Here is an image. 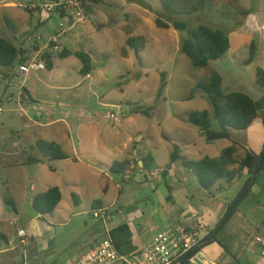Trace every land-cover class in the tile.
<instances>
[{
    "label": "rangeland",
    "instance_id": "1",
    "mask_svg": "<svg viewBox=\"0 0 264 264\" xmlns=\"http://www.w3.org/2000/svg\"><path fill=\"white\" fill-rule=\"evenodd\" d=\"M48 1L53 0H0V35L16 38V42H22L28 48L40 36L42 39L38 41L44 45L58 25L59 17L54 16L37 26L38 18L24 6L31 2ZM84 4V18L67 29L62 41L68 48L90 53L93 62L92 77L83 84L74 86L84 76L78 74L76 67L80 62L73 56L69 60H57L58 66L50 82H67L72 87L69 91L76 97L69 99L68 104L71 106L83 104L84 101L79 98L81 94L91 96L92 100H95L93 94H103L107 102L118 104L115 110L123 108L131 111L132 114L129 113L131 115L122 123H108L109 127L113 125L122 133L126 132L127 128L140 129L135 134L142 149L147 145L153 151L154 162L150 169H142L143 171L136 175L138 182H129L123 179V173H114L119 184L118 192L121 188L127 191V188L137 185L141 188L145 185L158 186L157 191H167L166 183L169 186H177L178 182L164 176L162 172L151 175L154 166L162 168L169 162L168 149L166 144L161 142V138L167 136L169 144L175 143L182 148L186 142L192 145L194 129L197 127L185 122L182 116L203 109L211 112V128H219L217 120L212 116V106L206 93L197 87L199 81L207 80L216 72L223 78V93L243 90L256 100L264 95V89L254 85L256 68L264 69V0H86ZM168 4L171 6L166 7ZM157 16L164 20L171 18L185 21L192 29L200 23L219 26L230 31V48L222 57L211 60L207 66L195 67L191 59L180 50L183 34L173 26L158 27L155 23ZM130 35L145 37V47L140 52V65L136 63L133 48L126 43ZM252 41L255 43V57L249 61L247 58ZM72 61H77V64ZM102 67H105V71L101 78L97 70ZM162 72L166 74L164 80L167 85L162 95L158 96ZM45 73H40L42 78ZM24 77V73L15 74L10 68L0 66V106H3L0 110V151L5 152L0 156L1 162H10L11 158L24 161V156L34 154L36 138L44 136L42 131L46 129L33 123L32 118H26L25 109L22 107L23 100H17ZM122 138L123 136L120 137V142H123ZM200 140L201 136L198 142ZM24 144H28L27 148L21 149ZM190 150L192 152L187 154V157L194 160V145ZM62 160H50L52 165L55 163L59 168L60 172L57 173L49 170V164L28 163V169L33 167V164L36 169L28 171L26 183L19 172L22 170L15 168V165L4 167L0 164V213L4 210L12 211L11 204L6 200L12 199L25 206L26 193L42 192L55 185L62 188V205L67 206L72 202L71 192L62 178L61 171L65 167ZM73 165L71 164V167H75ZM76 167L78 169L80 166ZM23 170L26 171L25 168ZM5 177L7 182L4 181ZM90 177L97 181L93 182L90 178L81 181L77 183L74 192L84 207L88 202V193L85 191L92 190L103 206H108L113 213L109 226L116 227L127 223L137 228L138 223H146L154 228L170 224L174 219L172 212L180 209L186 212L193 208L191 196H194V183L188 182L183 190L174 195L136 193V199L140 202L145 199L149 201L148 206L144 208L138 203L131 204L125 212L118 213L115 211L117 204L113 205L115 200L118 198L124 205L128 204L131 202V195L135 193H116L115 190L111 193L106 188V181L100 183L98 175ZM31 184L35 185V191L30 190ZM144 194H147L148 198H143ZM84 208L86 210L88 207ZM138 209L142 214L139 211L134 212ZM83 217L99 221L92 217L91 211L90 214L85 212ZM74 219L79 223L78 216Z\"/></svg>",
    "mask_w": 264,
    "mask_h": 264
},
{
    "label": "crops",
    "instance_id": "2",
    "mask_svg": "<svg viewBox=\"0 0 264 264\" xmlns=\"http://www.w3.org/2000/svg\"><path fill=\"white\" fill-rule=\"evenodd\" d=\"M51 36L52 34L49 35L47 42ZM62 36L55 41V44L67 47L62 41ZM35 44H37L38 49H33L26 57L33 55L40 57L44 51H49L52 53L53 66L51 69L42 70L46 72L44 78L40 75L42 71L25 74L19 88V90L25 91L22 103L24 106L22 107L25 109L26 118H32V122L40 128H46L42 131L44 136H37L36 141L40 138L53 140L68 155L66 159L62 160L65 162L62 163L65 167L61 173L71 192L72 202L63 206L64 194L61 192L62 198L51 214L41 215L37 213L36 216H29L27 205L32 206V197L35 193H26L27 205L25 206L19 205L12 199L6 200L7 203H14L16 210L11 204L12 211L4 210L3 213H0V234L2 235L0 237V264H68L70 261L80 258L105 238L107 231L110 232L114 228V226H109L112 219L104 223L99 222L100 220H88L83 217L85 212L90 214L92 209L103 206L99 198L94 196L92 190L85 191L88 193V202L84 206L88 208L85 210L74 192L77 183L81 181L88 180V178L93 182L97 181L90 177L96 175L100 177V183L107 182L106 188L111 193L114 190L116 193H135L131 195V202L128 204L124 205L118 198L113 203V205L117 204L115 211L120 210L122 213L131 207V204L138 203L141 207L148 206L149 201L145 199L140 202L136 199V193H170V195L173 193L174 195V193L183 190L186 183H194V196H191L193 208L189 211L186 210V212L181 209L172 212L174 219L170 224H162L154 228L146 223L144 225L138 223L137 228L129 225L132 233L130 245L136 247L129 254L141 251L152 241L157 232L172 225L181 224L197 229L201 235V241L212 231H215L226 215L231 201L236 200L243 190L248 174L242 171L236 174L232 180L221 179L210 193L200 186L195 174L184 166L182 158L190 159L187 154H191L190 148L193 145L194 160L204 156H218L223 148L235 145V163L229 169H237L238 162L245 155L247 149L259 152L264 148V108L248 128L243 130L228 128L230 136L228 138L207 141L201 135L198 127L194 129V143L191 145L190 142H186L183 148L179 146L182 158H176L173 161L169 158L166 166L161 168L162 172L167 170L166 177L178 182L177 186H170L171 191L168 190L169 185L166 183L167 191L162 192L157 191L158 186L149 185H145L143 188L140 185L133 188L129 187L127 191L121 188L118 192L119 184L114 173L111 172L112 164L115 161H127L128 163L122 172L123 179H127L129 182H138L136 175L143 171L141 165L143 159H148V155H151L154 162L153 151L147 145L142 149V145L135 134L140 129L127 128L126 132L122 133L113 125L109 127L108 123L113 122L109 120L107 113L115 110L118 104L107 102L103 94H93L95 100H92L91 96L81 94L79 98L84 101L83 104L69 105V99L76 97L69 91L72 87L67 82L59 81L57 84H52L50 81L53 80V75L58 66L57 60H69L74 55L61 58L56 56L57 50L45 48L40 42ZM69 49L78 50L76 48ZM75 58V60H79L76 56ZM79 62L80 64L76 67L78 74H80L82 66L80 60ZM72 63L77 64V61H72ZM17 67L18 64L10 71L13 70L15 74L20 73ZM97 71L102 78L105 67ZM91 77L92 72L76 82L74 86L83 84ZM122 113L121 123L132 114L131 111L128 112L123 108ZM129 113L131 114L129 115ZM187 116L188 114L182 116L185 122H187ZM121 136H123V142H120ZM200 136L201 140L198 142ZM166 138L167 136L162 137L161 142L166 144L170 157L175 143L169 144ZM27 146L28 144H24L21 149H25ZM4 153L0 151V156H3ZM27 156H24V161L19 158H11L10 162H1L0 160V164L4 167L15 165V168L22 170L19 172L26 183L28 171L31 169L35 171L36 169L34 164L29 169L26 167L30 163L26 161ZM40 164H49L48 168L52 173L60 172L55 163L52 165V161H45ZM71 164H74L75 167H71ZM76 166L80 167L77 169ZM154 167L159 168V166ZM87 171L88 173H86ZM4 181L7 182L6 177ZM35 189V185L31 184L30 190L35 191ZM146 197L148 198V195L144 194L143 198ZM136 211L142 214L140 209L134 210V212ZM134 212L131 210L132 214ZM75 216L80 218L79 223L75 221ZM20 229L26 230L29 237L28 243L22 241V237L19 235ZM262 240H264V171L259 174L257 181L251 187V191L240 201L237 210L225 223L215 240L204 245L194 255V264H264Z\"/></svg>",
    "mask_w": 264,
    "mask_h": 264
},
{
    "label": "trees",
    "instance_id": "3",
    "mask_svg": "<svg viewBox=\"0 0 264 264\" xmlns=\"http://www.w3.org/2000/svg\"><path fill=\"white\" fill-rule=\"evenodd\" d=\"M83 0V6H85ZM98 2V0H94ZM171 5H167L169 7ZM39 21V20H38ZM42 23V22H41ZM155 23L158 27L169 28L173 26L183 34L180 50L185 53L195 67H205L211 60L222 57L230 48V31H227L219 26L213 24L200 23L194 29L190 28L187 22L182 20L162 19L157 16ZM40 21L38 22L39 26ZM38 39L30 48L23 45V43L16 42V38L11 39L0 35V66L14 69L18 63L26 59L27 54L35 49H38ZM54 43V41H53ZM134 50L137 65L141 64L140 52L145 47V37L143 35H130L126 40ZM57 55L61 58H66L70 55L76 56L82 63L80 74L87 76L93 70L92 57L89 52L83 50L72 51L67 47L58 50ZM255 57V43H250V52L247 60L251 61ZM41 58L47 61V69L53 66L52 53L44 51ZM162 79L158 89V96L162 95L167 85L164 80L165 72H162ZM223 78L220 74L214 72L205 81H199L197 87L203 90L212 106V116L219 124L218 129L211 128V112L208 109L199 111H192L188 114L187 122L198 127L201 135L207 141L219 140L228 138V128L243 130L248 128L251 123L259 116L260 111L264 108V95L256 100L251 94L243 90H233L223 93L221 85ZM255 87L264 89V69L262 67L256 68L254 79ZM34 154L28 155L26 161L30 163L45 162L56 159H66L68 155L61 146L53 141L40 138L33 146ZM235 145H230L222 149L218 156H204L200 159L193 160L182 158L180 154V147L174 144L173 151L171 152V160L182 158L184 166L195 174L200 186L212 192V188L216 183L224 178L232 180L234 176L242 171L248 174L244 183V188L241 195L232 200L229 204V209L223 222L218 226L215 231H212L204 240L190 249L181 260L182 264H188L189 259L194 256L204 245L215 240L217 234L223 228L225 223L229 221L240 201L248 195L251 191L252 185L257 181L258 176L264 171V148L256 152L247 149L245 155L239 160L237 169H229L235 163ZM149 158L143 159V169H150L153 164V157L148 155ZM127 161H115L111 166L112 173H122L127 165ZM257 172L253 180H250L255 168ZM167 170L162 174L165 176ZM171 191V187L168 186ZM62 198L61 190L58 186H50L42 192H37L32 197V207L38 214L47 215L51 214ZM13 208L16 210L14 203ZM97 207V206H96ZM110 235L122 254H129L134 251L136 247L131 244L132 233L130 226L127 223L119 224L110 231ZM2 235L0 234V237Z\"/></svg>",
    "mask_w": 264,
    "mask_h": 264
},
{
    "label": "built area",
    "instance_id": "4",
    "mask_svg": "<svg viewBox=\"0 0 264 264\" xmlns=\"http://www.w3.org/2000/svg\"><path fill=\"white\" fill-rule=\"evenodd\" d=\"M31 14L42 23L54 16L59 17V23L55 27L51 38L44 43L45 48L61 50L62 46L55 44L68 28L84 18L83 0H53L48 2H31L24 6ZM42 37H38V40ZM54 41V43H53ZM18 71L24 74L47 70V61L44 58L28 56L18 63ZM25 91L20 89L17 100H23ZM3 106H0V110ZM122 109L111 110L107 117L115 123L122 121ZM162 172L161 168H155L151 175ZM122 213V211H118ZM91 215L102 222L110 221L113 214L108 207L100 206L91 210ZM22 241L28 243L29 237L25 229L19 230ZM201 241V235L197 229L186 225L176 224L157 232L152 241L141 251L131 254H122L116 247L109 230L98 244L91 248L80 258L70 261L68 264H182L185 254ZM264 248V240H262ZM188 264H194V256Z\"/></svg>",
    "mask_w": 264,
    "mask_h": 264
},
{
    "label": "water",
    "instance_id": "5",
    "mask_svg": "<svg viewBox=\"0 0 264 264\" xmlns=\"http://www.w3.org/2000/svg\"><path fill=\"white\" fill-rule=\"evenodd\" d=\"M141 165L143 166V162L141 163ZM256 172H257V167L255 168L254 172H253V175L251 177L250 180H253L255 175H256ZM243 191V190H242ZM242 191L240 192V194L238 195V197L241 195ZM237 197V198H238ZM27 209H28V215L29 216H36L37 212L35 211V209L31 206V205H27ZM228 212V211H227ZM227 214V213H226ZM225 216L222 218V220L220 221L219 225L223 222ZM218 228V227H217ZM216 228V229H217Z\"/></svg>",
    "mask_w": 264,
    "mask_h": 264
}]
</instances>
